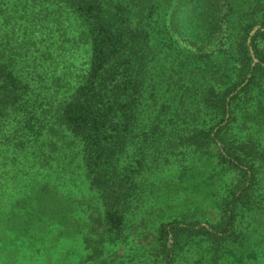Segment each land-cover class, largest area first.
Here are the masks:
<instances>
[{"label":"trees","instance_id":"1","mask_svg":"<svg viewBox=\"0 0 264 264\" xmlns=\"http://www.w3.org/2000/svg\"><path fill=\"white\" fill-rule=\"evenodd\" d=\"M242 1L0 0V264H102L93 215L75 260L91 196L119 227L152 209L160 264L264 205V0ZM200 159L240 179L219 191Z\"/></svg>","mask_w":264,"mask_h":264},{"label":"rangeland","instance_id":"2","mask_svg":"<svg viewBox=\"0 0 264 264\" xmlns=\"http://www.w3.org/2000/svg\"><path fill=\"white\" fill-rule=\"evenodd\" d=\"M235 1L238 3L235 4ZM242 2V0H234L233 2L234 7L239 11V14H244L245 12L246 7H242L243 10L239 8V6L242 5ZM259 26L260 25L257 24L252 28L251 35H254L257 32V27ZM261 33L262 32H257V34ZM226 44V39L222 40L219 43L220 46L217 47V50L223 49ZM258 44L264 51V39H260ZM209 158L210 157H208L207 160H209ZM200 161L201 162L199 163L201 165L199 164L198 167L200 168V172L204 175V177L211 174L215 176L213 181L219 179V184L221 185L219 191L224 189L225 191L229 192V189L234 187L240 179L238 173L235 171L239 169L234 168L231 164L226 165L222 163L221 160L220 165H218L217 162L205 163L202 159H200ZM90 199L91 202L88 204L90 208L89 212L86 215L79 214L74 217L81 230V233L79 236H77L79 248L78 256L75 259L76 261L80 256L85 257L86 254H90L89 251H91V248L89 247L85 249L81 243L84 238L87 237L85 234L88 227H86L88 216L93 215L94 218L90 220L91 228L92 225H94L91 232L102 235V237L99 239L101 242L105 241L104 246L106 247V260L101 261L102 264H104V262L106 264H160L158 258L160 250V231L158 229L159 223L157 222L154 224L149 222L153 212L152 209L146 210V212H149L148 215L140 212L136 213L134 216L127 218L124 221V227H119L117 225V220H115L113 217H109L108 214L105 216V218L99 219L97 213L102 210V208L99 209L100 202L94 196H91ZM20 203H23V201H20ZM242 214L243 216H247V218L240 219L237 232L229 225H218L216 230L209 228V226L205 225L204 223H201L199 231L202 234H206L209 237L210 234L214 235L217 233V236L222 240H214L213 242L211 240L206 241L204 238H199L201 240L197 239L196 244L189 243L186 245V243H184L187 240L186 239L180 245L181 250L178 251L180 257L177 264H238V261L241 258V264H253L252 260L248 258V254L250 256L251 250H239L238 242L240 238H245V241H248L247 237H249L252 226H256L258 230H261V234L264 236V205L257 207L255 204L253 208L250 210H244ZM253 217L256 219L251 221ZM216 221L217 219L212 220L211 224L215 225ZM237 250H239L241 257H236L237 254L235 252ZM64 259L65 253L60 251L56 256V260L59 262L58 264L63 263ZM262 263H264V258L262 259ZM262 263L260 262V264Z\"/></svg>","mask_w":264,"mask_h":264}]
</instances>
